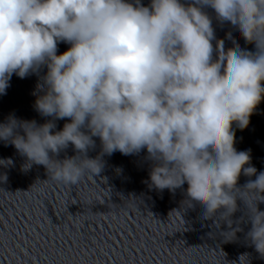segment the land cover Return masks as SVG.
Wrapping results in <instances>:
<instances>
[{"label": "clouds", "instance_id": "9594fccd", "mask_svg": "<svg viewBox=\"0 0 264 264\" xmlns=\"http://www.w3.org/2000/svg\"><path fill=\"white\" fill-rule=\"evenodd\" d=\"M205 7L256 50L234 41L225 51ZM61 42L70 47L58 55ZM43 66L34 108L52 119L0 123V141L27 159L22 171L42 165L53 181L75 185L99 175L103 156L146 149L149 186L174 192L187 183L189 203L228 224L225 240L241 230L231 219L240 199L246 238L264 257V171L250 150L237 151L233 130L247 128L264 100V0H0V95L13 74L24 79ZM93 137L101 151L89 158ZM69 145L76 155L53 158ZM241 174L255 179L239 187Z\"/></svg>", "mask_w": 264, "mask_h": 264}, {"label": "water", "instance_id": "95a60500", "mask_svg": "<svg viewBox=\"0 0 264 264\" xmlns=\"http://www.w3.org/2000/svg\"><path fill=\"white\" fill-rule=\"evenodd\" d=\"M140 2L149 6L151 0ZM203 10L212 20L216 40L224 41L225 51L234 47V41L242 49L256 50L229 22L218 21L213 9ZM69 47L59 43L57 54ZM46 72L43 66L24 79L13 74L6 94L0 95V123L10 115L37 124L52 119L34 108L36 95L43 94L37 84H43ZM66 122L54 121V130ZM233 130L237 151L250 150L251 165L258 173L264 171V100L247 128L241 130L234 123ZM93 139L95 148L88 151L89 158L101 151L99 138ZM74 155L69 145L53 158ZM146 156V149L130 156L105 155L99 175H86L71 185L53 181L42 165L22 171L26 157L10 142L0 141V264H264V257L246 238L251 223L240 199L231 219L232 228L241 230L234 240H225L230 238L225 233L230 231L228 224L219 215L205 219L202 207L189 203L187 183L174 192L149 186L152 162ZM249 179L255 176L241 174L238 186ZM240 195L250 199L246 193ZM259 208L264 211V203Z\"/></svg>", "mask_w": 264, "mask_h": 264}]
</instances>
